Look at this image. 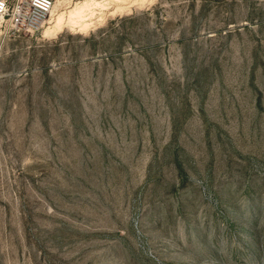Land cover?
<instances>
[{
    "label": "rangeland",
    "instance_id": "obj_1",
    "mask_svg": "<svg viewBox=\"0 0 264 264\" xmlns=\"http://www.w3.org/2000/svg\"><path fill=\"white\" fill-rule=\"evenodd\" d=\"M0 264H264V0L0 19Z\"/></svg>",
    "mask_w": 264,
    "mask_h": 264
},
{
    "label": "built area",
    "instance_id": "obj_2",
    "mask_svg": "<svg viewBox=\"0 0 264 264\" xmlns=\"http://www.w3.org/2000/svg\"><path fill=\"white\" fill-rule=\"evenodd\" d=\"M53 0H16L12 7L8 0H0V19H6L15 30L39 28L50 11Z\"/></svg>",
    "mask_w": 264,
    "mask_h": 264
},
{
    "label": "bare ground",
    "instance_id": "obj_3",
    "mask_svg": "<svg viewBox=\"0 0 264 264\" xmlns=\"http://www.w3.org/2000/svg\"><path fill=\"white\" fill-rule=\"evenodd\" d=\"M53 6V5H52ZM52 10V7L51 9ZM50 12V11H49ZM48 12V13H49ZM53 13V12H52ZM75 13V12H74ZM93 13V12H92ZM92 13H89V18H86V19H83L81 22L76 20L74 21L77 25V27H79L80 30H86V28L89 26V22H87L88 19H90ZM55 14V13H54ZM48 15V14H47ZM46 15V16H47ZM45 16V18H46ZM73 17V16H72ZM76 17V16H75ZM44 18V20H45ZM44 20L41 22V24L44 22ZM65 25V19H64V16H63V13L59 12L57 13L53 19L51 20V25H49L47 28H43V30L47 31V30H54V31H58V30H61V28ZM49 30V31H50Z\"/></svg>",
    "mask_w": 264,
    "mask_h": 264
}]
</instances>
